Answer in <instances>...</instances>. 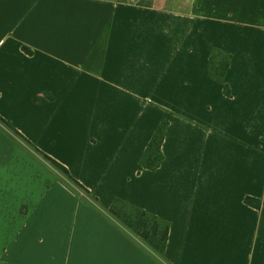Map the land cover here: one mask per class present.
Wrapping results in <instances>:
<instances>
[{
    "label": "crops",
    "instance_id": "1",
    "mask_svg": "<svg viewBox=\"0 0 264 264\" xmlns=\"http://www.w3.org/2000/svg\"><path fill=\"white\" fill-rule=\"evenodd\" d=\"M0 119L28 142L0 124V264H264V0H0ZM114 199L167 224L161 259Z\"/></svg>",
    "mask_w": 264,
    "mask_h": 264
},
{
    "label": "trees",
    "instance_id": "2",
    "mask_svg": "<svg viewBox=\"0 0 264 264\" xmlns=\"http://www.w3.org/2000/svg\"><path fill=\"white\" fill-rule=\"evenodd\" d=\"M25 54H30V51L26 48H21ZM229 56L221 53L219 51H211L207 59V78L218 84H222V94L225 97L229 96V91L227 87L223 84V77L225 71L228 67ZM0 124L3 125L9 132L21 139L23 142L28 144L16 131L9 127L0 119ZM167 122L162 120L157 125L152 136L150 137L145 149L143 150L139 160L138 166L147 171L155 170L162 159L160 146L163 140V135ZM38 153L47 164L59 172L69 183H71L76 189L82 190V187L75 181L70 179L67 171L59 163L53 161L52 159ZM85 193V191H83ZM243 203L251 206L253 205V200L250 198H244ZM106 214L117 222L125 231H128L137 239H139L142 244L155 256L162 258L166 234H167V224L158 220L156 217L131 206L123 201L114 199L110 206L105 210Z\"/></svg>",
    "mask_w": 264,
    "mask_h": 264
},
{
    "label": "rangeland",
    "instance_id": "3",
    "mask_svg": "<svg viewBox=\"0 0 264 264\" xmlns=\"http://www.w3.org/2000/svg\"><path fill=\"white\" fill-rule=\"evenodd\" d=\"M117 2L124 3V2H129V0H117ZM153 5H154V6H157V3H153ZM83 99H84L85 101H88V100H87V97H85V96L83 97ZM34 167H35V166H34ZM63 178H64V177H63ZM67 184H69V183H67Z\"/></svg>",
    "mask_w": 264,
    "mask_h": 264
}]
</instances>
